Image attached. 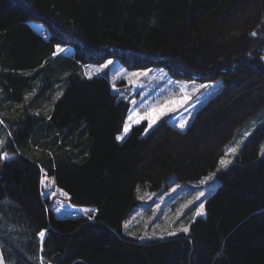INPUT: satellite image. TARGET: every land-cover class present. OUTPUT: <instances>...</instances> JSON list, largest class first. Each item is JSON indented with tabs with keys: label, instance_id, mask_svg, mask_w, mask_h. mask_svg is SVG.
<instances>
[{
	"label": "trees",
	"instance_id": "1",
	"mask_svg": "<svg viewBox=\"0 0 264 264\" xmlns=\"http://www.w3.org/2000/svg\"><path fill=\"white\" fill-rule=\"evenodd\" d=\"M56 46L73 53L53 55ZM109 58L221 87L184 130L164 117L118 140L128 85L118 83L120 93L105 74L81 70ZM261 109L264 0H0V135L11 157L0 168L4 262L264 264V120L217 171L188 233L146 241L122 233L139 187L199 180ZM43 175L71 205L94 208L92 219L55 216Z\"/></svg>",
	"mask_w": 264,
	"mask_h": 264
},
{
	"label": "rangeland",
	"instance_id": "2",
	"mask_svg": "<svg viewBox=\"0 0 264 264\" xmlns=\"http://www.w3.org/2000/svg\"><path fill=\"white\" fill-rule=\"evenodd\" d=\"M30 24L42 37H47V34L40 24ZM61 48L64 49L62 53L65 54H71L73 51L70 46H62ZM81 70L87 76L100 73L105 74L112 83V86L114 85L113 87L116 89L117 84L122 81L125 82V86L128 85L125 88L127 89L128 95H131L130 101L132 105L128 109L123 130L118 135L122 138L126 133L124 130L126 123L130 125V129L132 125L146 121V128L149 131L164 117L178 129H185L195 112L221 87V83L215 81L198 83L193 79L174 78L165 68L160 66H152L144 69H129L114 58H109L98 64H83L81 65ZM134 73H146V75L135 76L133 75ZM201 85H205L206 87H200ZM117 91H120V89H117ZM12 108L15 107L12 106ZM263 113L264 109H261L243 127L238 129L228 144V146L231 145L227 147L236 148V153L247 136L264 120ZM152 119H155L156 122L149 128V121ZM0 120L6 121L1 110ZM137 120H139V123L136 122ZM181 125L183 127H180ZM4 130L5 125L3 122L2 127L0 126V132L3 135ZM147 132L144 131V134ZM245 133H248V135L245 136ZM0 140H4L2 135H0ZM262 146H264V143H262ZM4 147L5 144L0 146V152H7V150H3ZM235 153L229 152L227 155H224L222 159L230 162L226 166H221L219 162L216 169L199 180L174 183L167 188L153 191L147 187H139L136 191L139 205L134 206L130 210L128 217L122 224V233L134 237L139 241H146L149 239L163 238L168 236L170 232H182L180 230L183 227L188 228L189 224L195 218L204 215L198 216L195 213L200 207V204L202 203L204 205L206 197L215 189L218 183L215 177L217 171L230 165ZM2 162L0 161V165ZM206 177H210V179H207L204 184H201L200 181ZM40 185L42 187L41 194L43 198H47L50 202V207L55 216L72 218L82 216L88 218L91 215L93 217L95 213L94 208H81L71 205L68 202L67 195H64L65 192L55 187L49 176L43 175ZM200 192H204V196L196 200L195 198ZM190 201L192 203H189ZM84 210H87V215ZM38 238L40 241L39 235ZM3 264H6L4 260Z\"/></svg>",
	"mask_w": 264,
	"mask_h": 264
},
{
	"label": "snow or ice",
	"instance_id": "3",
	"mask_svg": "<svg viewBox=\"0 0 264 264\" xmlns=\"http://www.w3.org/2000/svg\"><path fill=\"white\" fill-rule=\"evenodd\" d=\"M251 35L254 36V35H255V32H253ZM63 51H64L63 48L57 46V50H56V52L53 53V55H56L58 52H63ZM109 63H111V61H109ZM133 75H135V76H142V75H146V73H134ZM200 87H206V86H205V85H201ZM161 114H163V113H161ZM130 119H131V117H130ZM136 122L139 123V120H137ZM155 122H156L155 119L150 120V121H149V125H148V127L151 128L152 125H153ZM2 123H3V121L0 120V124H2ZM129 127H130V125L126 123V124H125V129H124L125 132L128 131ZM180 127H183V125H181ZM147 131H148V129L146 128V129H145V132H147ZM9 135H11V134H9ZM247 135H248V133H245V136H247ZM117 139H118V140H119V139H122V137H119V136H118ZM5 143H6V141H4V140H0V146H3ZM235 151H236V148H228V149L226 150V153H225V154L227 155L229 152H231V153H235ZM261 151H262V154H264V146H262ZM9 159H11V157H10V155H9L7 152H0V161H3V160H9ZM229 162H230V161H227V160H223V159H222V160L220 161V164H221V166H226ZM207 179H210V177H206L205 179L201 180L200 183H201V184H204V183L206 182ZM42 183H43V181H42ZM64 195H67V194L64 193ZM202 196H204V192H200V193L198 194V196H197L195 199H196V200H199L200 197H202ZM189 203H192V202L190 201ZM185 207H187V205H185ZM203 209H204V205L201 203V204H200V207L197 209L195 215H198V216H199V215H203V214H204ZM84 211H85V214L87 215V210H84ZM88 219L91 220V219H92V216L89 215V216H88ZM180 231H182V232H184V233H188L189 229H188L187 227H183ZM38 235H39L40 238L43 240V238H44L45 235H46V230H42L41 232H39ZM168 235H173V236H174V235H176V232H170V233H168ZM0 264H3V257H2V256H0Z\"/></svg>",
	"mask_w": 264,
	"mask_h": 264
},
{
	"label": "crops",
	"instance_id": "4",
	"mask_svg": "<svg viewBox=\"0 0 264 264\" xmlns=\"http://www.w3.org/2000/svg\"><path fill=\"white\" fill-rule=\"evenodd\" d=\"M30 26H31V24H30ZM31 27H32V26H31ZM59 47H62V46H59ZM56 50H57V46H56ZM58 53H60V54H62V55H64V56H69V55H70V54H65V53H62V52H58ZM72 53H73V51H72ZM72 53H71V54H72ZM131 109H132V108H131ZM132 111H134V109H132ZM134 125H135V124H134ZM132 126H133V125H132ZM129 130H130V129H129ZM128 132H129V131H127V132L124 134V137L126 136V134H127ZM124 137H123V138H124ZM123 138H122V139H123ZM94 210H95V209H94Z\"/></svg>",
	"mask_w": 264,
	"mask_h": 264
},
{
	"label": "bare ground",
	"instance_id": "5",
	"mask_svg": "<svg viewBox=\"0 0 264 264\" xmlns=\"http://www.w3.org/2000/svg\"><path fill=\"white\" fill-rule=\"evenodd\" d=\"M34 92V91H33ZM11 137V136H10ZM6 160H3L2 164L0 165V168H3V163L5 162ZM46 230V229H45ZM46 234H47V230H46ZM40 237V236H39ZM45 238V237H44ZM43 238V240H44ZM43 240L40 238V242H43Z\"/></svg>",
	"mask_w": 264,
	"mask_h": 264
},
{
	"label": "built area",
	"instance_id": "6",
	"mask_svg": "<svg viewBox=\"0 0 264 264\" xmlns=\"http://www.w3.org/2000/svg\"><path fill=\"white\" fill-rule=\"evenodd\" d=\"M62 207H60V209H61Z\"/></svg>",
	"mask_w": 264,
	"mask_h": 264
},
{
	"label": "water",
	"instance_id": "7",
	"mask_svg": "<svg viewBox=\"0 0 264 264\" xmlns=\"http://www.w3.org/2000/svg\"><path fill=\"white\" fill-rule=\"evenodd\" d=\"M46 236V235H45Z\"/></svg>",
	"mask_w": 264,
	"mask_h": 264
}]
</instances>
